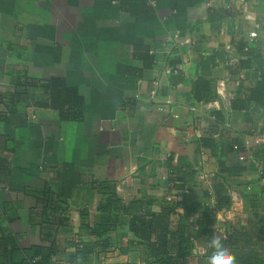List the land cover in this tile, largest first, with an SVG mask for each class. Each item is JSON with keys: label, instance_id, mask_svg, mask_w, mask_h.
<instances>
[{"label": "crops", "instance_id": "obj_1", "mask_svg": "<svg viewBox=\"0 0 264 264\" xmlns=\"http://www.w3.org/2000/svg\"><path fill=\"white\" fill-rule=\"evenodd\" d=\"M262 74L264 0H0V235L18 244L7 264H29L31 245L50 246L53 264L72 252L82 225L99 220L96 181L124 201L154 198L156 212L182 200L175 183L222 185L231 204L261 198L264 149L240 161L232 144L264 130V105L249 98ZM52 76L81 96L79 118L43 104ZM199 77L211 88L203 101L192 94ZM67 164L80 181L57 197Z\"/></svg>", "mask_w": 264, "mask_h": 264}, {"label": "trees", "instance_id": "obj_2", "mask_svg": "<svg viewBox=\"0 0 264 264\" xmlns=\"http://www.w3.org/2000/svg\"><path fill=\"white\" fill-rule=\"evenodd\" d=\"M43 89L47 95L43 104L56 109L62 120L79 118L82 98L75 88L66 85L63 78L52 76L45 82ZM192 94L198 101L209 98L211 96L209 82L197 78L192 85ZM249 98L252 102H261L264 105V74L256 83ZM243 102L233 101V107L242 108ZM201 144L212 147L213 140L210 136H206L201 139ZM56 178L57 197L69 196L80 181V176H77L73 167L68 164ZM260 179L262 180L259 187L261 198L251 197L246 201L254 219L252 228L263 243L262 250L258 249L249 229L245 227L231 226L222 237L223 242L236 255L238 264H264V176H260ZM94 187L100 195L99 220L93 225L89 223L82 225L87 234L79 236L73 242L74 250L65 257V262L68 264H83L91 254L99 251L97 247L104 250L112 246L113 237L110 233L124 225L127 226L129 233L127 244L126 246L118 244L116 254H127L132 246L142 247L146 264H188V257L193 248L192 240L188 235V225L194 213L199 210L196 221L200 236L209 240L214 234L213 225L217 222L218 212L231 202L229 194L222 185L214 186L210 192L201 188H184L183 185L175 183L177 189H183L182 200L174 202L168 199V202L161 204L160 210L156 212L151 208L155 202L154 198L144 197L124 201L117 195L115 184L108 180L96 181ZM211 194L215 200L213 205L205 201L211 197ZM50 195L49 189L45 199L46 206L53 202ZM187 203L190 204L189 207ZM181 205L184 208L183 213L178 212ZM174 215L177 216L175 222H173ZM17 246V238L14 235H0V264H7L8 251ZM24 253L31 264H53L51 257L55 252L50 246L31 245Z\"/></svg>", "mask_w": 264, "mask_h": 264}, {"label": "rangeland", "instance_id": "obj_3", "mask_svg": "<svg viewBox=\"0 0 264 264\" xmlns=\"http://www.w3.org/2000/svg\"><path fill=\"white\" fill-rule=\"evenodd\" d=\"M234 203L235 202H232L231 204L230 202L227 206L223 207L226 211L222 210L220 212L218 223L213 225L214 234L223 237L226 234V231L231 228V226L245 227L249 229L250 235L252 236L253 241L255 242L258 249L262 250L263 243L260 241L256 231L252 228V222L254 221V219L252 217L248 202L245 199H242V202L239 201L237 202V204ZM230 205L232 206L231 209H229ZM229 210H232V213H229ZM195 213H198V211H196ZM196 217L198 216L194 215V220ZM176 218L177 216L173 217V222L176 221ZM189 224L188 235L192 240L193 248L191 255L188 257V264H207L206 255L197 254V249H203L204 253H210L211 249L207 247L208 240L200 236V229L196 222L193 223V221L191 220ZM196 229H198V231H195ZM83 231L85 232V230ZM86 234L87 233H85V236ZM128 235L129 233L127 235H120L119 239L116 235H112V246L107 247L104 250H100V248L97 247L99 251L91 254V257L83 264H146L144 262L145 255L143 253L142 247L132 246L127 254H116L118 251V244H120V246H126ZM68 253L69 252H65L59 260L54 261V264H68L67 262H65V257Z\"/></svg>", "mask_w": 264, "mask_h": 264}, {"label": "built area", "instance_id": "obj_4", "mask_svg": "<svg viewBox=\"0 0 264 264\" xmlns=\"http://www.w3.org/2000/svg\"><path fill=\"white\" fill-rule=\"evenodd\" d=\"M173 40L175 42H180V33L178 31L173 33ZM249 39H254L257 37V32L255 30L250 31L248 34ZM188 42V41H186ZM230 62H234V58H229ZM174 72H177V70H174ZM154 87L157 84V82H153ZM156 96V88L152 89L149 92V96L145 97L150 100H154ZM135 97L137 99H140V95L136 94ZM159 110H163L164 106L160 105L158 106ZM214 119L215 117L212 116ZM232 149L235 150L238 154V159L240 161H247L249 160L250 162H256V157L254 156V152L256 150H261L264 149V130L260 131H252L251 133L247 134L241 139L240 143H233L232 144Z\"/></svg>", "mask_w": 264, "mask_h": 264}, {"label": "clouds", "instance_id": "obj_5", "mask_svg": "<svg viewBox=\"0 0 264 264\" xmlns=\"http://www.w3.org/2000/svg\"><path fill=\"white\" fill-rule=\"evenodd\" d=\"M207 247L211 249L210 253H204L203 249H197V254L206 255L207 264H238L236 255L223 242L221 236L213 234L207 241Z\"/></svg>", "mask_w": 264, "mask_h": 264}]
</instances>
